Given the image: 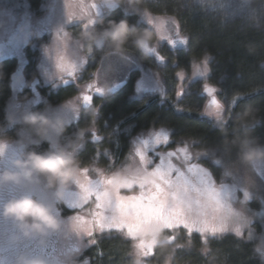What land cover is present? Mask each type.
<instances>
[{"label": "trees", "instance_id": "trees-1", "mask_svg": "<svg viewBox=\"0 0 264 264\" xmlns=\"http://www.w3.org/2000/svg\"><path fill=\"white\" fill-rule=\"evenodd\" d=\"M45 1L28 0L31 10L36 12L40 11ZM194 3V0H143L141 4L151 14L176 17L182 35L188 40L187 46L178 50L158 46L157 54L164 58L163 61L157 59V54L146 57L156 70L157 90L140 93L130 78L107 92L103 91L101 95L96 92L95 65L77 72L67 83L56 87H39V95L43 99L37 109H44L78 96L81 94L79 86L87 83L86 92L92 93V106L85 117L68 127L66 135L84 126L90 119L91 110L96 111V138L89 133L87 143L79 153L82 167L88 168L86 177L94 179V182H103L109 179L107 175L125 171L122 165L132 152L133 138L152 130L167 131L169 146L177 145L193 153L198 152L202 161L215 166L212 150L219 143L220 134L213 125L210 110L206 109L211 99L204 91L206 85L216 89L215 95L219 101H227L235 93L242 94L243 99L236 105L237 108L252 103L264 118V0H253L251 13L244 11L231 19L218 12H202ZM126 8V5L110 6L101 16L105 22L120 20L125 18ZM126 18L139 28L149 27L145 20L134 13L128 12ZM21 44V41L13 44V49L29 46V43ZM205 59L209 61L210 68L205 80H195L187 87L179 88L177 94L175 91L169 93V85L177 89L180 72L189 71L196 62ZM14 61L13 57L0 59L1 65L6 64L5 68H0V130L16 138L15 125L7 127L6 110L13 93V76L17 72ZM28 67L30 64L21 76L17 74L22 80L21 88L23 86L20 95L24 96L31 80L41 84L39 76H27ZM255 134L264 141V122L255 129ZM48 147V143H44L38 150ZM0 161L6 163L5 160ZM123 178L143 180L145 192L155 191V187L152 190V186L140 176L126 174ZM132 187H120L119 193L127 197L139 196L140 193L130 194ZM98 203L93 194L82 203H75L70 208L63 207V213L78 214L82 207L90 204L92 214L89 213V218L96 221L97 213L103 211L97 207ZM96 230L89 237V242L94 240L95 243H89L87 251L93 264H134L135 245L137 242L139 244V239L129 237L126 228L101 231L98 227ZM167 230L164 229L163 233L165 242L161 244L157 238L154 253L142 257L143 264H167V261L168 264H264L256 243L234 234L208 240L197 234L179 241L174 240L173 234L170 237L166 235Z\"/></svg>", "mask_w": 264, "mask_h": 264}, {"label": "clouds", "instance_id": "clouds-1", "mask_svg": "<svg viewBox=\"0 0 264 264\" xmlns=\"http://www.w3.org/2000/svg\"><path fill=\"white\" fill-rule=\"evenodd\" d=\"M142 2L103 0L106 5H126L125 18L105 22L99 13L89 19L75 37L77 48L86 53L100 50L122 62L133 60L136 52L141 58L152 55L157 33L151 26L139 28L126 18L131 12L151 25L152 14L141 7ZM236 97L242 94L220 100V106L211 112L220 134L212 152L214 162H220L222 174L236 178L239 185L248 189L256 187L257 174L264 179V141L255 134L264 118L252 103L238 109L233 102ZM88 106L77 99L65 101V107L76 119ZM96 117V111L91 110L89 121L66 135L74 120L51 106L7 116L9 125L20 124L21 129L17 138L0 130V160L6 161L0 165V264H76L60 247L76 234L75 221L63 214V207H71L69 194L75 192L85 176L79 153L89 133L97 131ZM44 143L49 147L37 150ZM14 145L19 148L13 150ZM230 220L240 226L248 222L243 204L232 208ZM163 231L160 227L155 233L161 244L166 240ZM134 264H143L137 253Z\"/></svg>", "mask_w": 264, "mask_h": 264}, {"label": "rangeland", "instance_id": "rangeland-1", "mask_svg": "<svg viewBox=\"0 0 264 264\" xmlns=\"http://www.w3.org/2000/svg\"><path fill=\"white\" fill-rule=\"evenodd\" d=\"M252 1L253 0H194V4L198 5V9L203 10L202 12H218L231 19L234 16L236 17L243 14L244 11H248L247 14L251 13L253 9ZM94 4L98 5L100 14L108 11L111 6L104 4L103 0H46L44 5L40 8V11L36 12L31 10L28 0H0V59L13 57L15 60L14 63H16L17 66V72L13 76V93L6 107L7 116L11 113L19 114L27 109L37 110V105L43 99V97L39 95V87L59 86L65 83L64 81L73 78L77 72L85 71L87 67L94 65L96 66L95 80L97 87L103 91L107 92L130 78L133 79L135 88L140 93L151 92L158 89V76L154 66L148 62L149 60L147 58H141L138 52L135 53V58L133 60L122 62L116 60L114 57L107 56L100 50L86 53L77 48L75 37L87 26V21L89 19H94L96 17V9L93 7ZM152 17L157 23L149 26L157 33V50H159L158 46H167L171 50H178L187 46V44L175 47L170 46L169 40L184 38L180 29V23L176 17L155 14H152ZM177 32L179 33V37L177 36ZM19 41L22 42V46L23 44L29 43L28 48L22 49L20 46L21 48H19V50H14L13 48L15 45L13 44L16 43L17 45ZM203 62L204 60L196 62L191 66L189 71L180 72L178 74L177 89L174 85H169V93L175 91V94H177L179 88L183 89L187 87L188 84L198 79L205 80L210 71L208 60L207 73L203 76H199L196 72L197 66L203 68ZM29 64L30 67H28L26 71L27 76H39L38 78L41 84L38 85L37 80H31V82L27 84L28 89L24 96L20 95L23 88V86L21 88L22 80L20 76ZM73 65L76 66L75 72L72 76H69L68 72L72 70ZM5 67L6 64H0V68ZM79 89L81 94L72 99H77L78 103L84 105L83 101L79 98L83 95H91L92 93L89 94V92H86L87 83L79 86ZM56 91L55 89V92ZM91 106L92 103L88 107L90 108ZM54 108L63 111L70 119H73L74 122L72 124L76 123L80 118L85 117L87 111L82 110L79 114V118L76 119L75 114L69 108L65 107V102L54 106ZM210 113L211 110L209 114ZM8 125L7 127L14 126ZM15 127L17 128V138L21 125L15 124ZM157 131L152 130L145 134L135 136L133 138L132 152L122 165L125 171L122 170L107 175L108 178H115L119 183L121 180H125L123 176L126 174L137 175L146 179L147 183L152 186V190H154L152 181L156 180L158 183L159 179L151 174L158 165H163L166 169L170 164L174 165V169L171 171L168 177L169 179L173 181L176 180L178 173L175 169H179L194 186L199 187L196 177L188 172V168L193 164L206 168L211 175L215 189L221 192V201L229 204L231 208L243 204L246 209L248 222L240 226L232 223L229 218V230L224 233H216L215 235L211 233L201 234L195 230L189 233L183 226H179L175 229H168L166 235L170 237L173 234L176 238L174 240L181 241L182 239L191 237V235L198 234L203 239L208 240L226 234L236 235L234 228L238 226L241 229V235L236 236L244 240L255 242L264 258V179L259 178V174H257L256 187L246 189L244 186L238 184L235 189L223 192L221 191L222 186L227 185L231 189L234 181L232 178L222 174V169L219 165L215 164V166H212L208 162L202 161L201 154L198 152L193 153L188 151V155L191 159H186L185 154L180 151V149L184 147L177 145L169 146V140H167L166 143H155L154 133ZM21 135H25V133H21ZM144 140L149 141V144L142 148L147 163H143L137 153V149L141 148V141ZM18 148L19 145L13 146V150ZM169 152H174L175 155L167 156ZM2 164L4 163L0 161V165ZM86 179L94 180L89 177H84L82 181ZM149 190H151V188H149ZM245 191L248 193L247 200L244 198ZM79 192L80 189L78 187L75 189V192L69 194V199H74ZM133 192H141L139 181L133 184L130 194ZM120 195L127 197L123 193H120ZM75 200L78 202H75ZM75 200L73 204L83 202L79 199ZM91 209L92 205L89 204L81 208V213L75 214L73 212H68L67 214H63L68 217L79 216L83 218L84 227H91L93 234L97 231L96 229H98V227L95 225V220L89 218V213L92 214ZM101 212H103L104 215L109 214L107 210ZM85 236L86 233L76 232L71 240L66 243H61V250L68 257L79 255L86 244ZM142 237L145 238L147 242L152 239L150 233ZM136 240L139 241L138 239ZM76 248L79 250L74 251L73 249ZM168 262L169 261H167V264Z\"/></svg>", "mask_w": 264, "mask_h": 264}, {"label": "snow or ice", "instance_id": "snow-or-ice-1", "mask_svg": "<svg viewBox=\"0 0 264 264\" xmlns=\"http://www.w3.org/2000/svg\"><path fill=\"white\" fill-rule=\"evenodd\" d=\"M96 9V15H99L98 5H93ZM149 23L156 24V20L152 16L149 17ZM158 26V25H157ZM179 37V33L177 32ZM164 38V37H162ZM170 46L186 45L185 38H178L177 40H169ZM153 54H157L155 48ZM157 59L163 61L164 58L157 54ZM75 65L72 70L68 72L72 76L75 72ZM207 59L203 62V68L197 66L196 72L199 76L207 73ZM67 83L68 81H64ZM91 87V86H89ZM204 91L211 96V99L206 106L211 112L220 106V101L216 98V89L211 86H205ZM96 92L103 94V90L96 88ZM79 99L83 101L84 105H90L92 96L83 95ZM243 97L234 98L233 102L238 104ZM211 114V113H210ZM94 138L95 133L93 134ZM155 143H166L168 140V132L160 130L154 133ZM149 144L148 140L141 141V148L137 149V153L143 163H147L146 157L142 148ZM185 154L186 159H191L188 155L187 148L180 149ZM175 155L174 152L167 153V156ZM214 164L219 165V161ZM174 165H168L165 169L163 165H158L151 174L158 177L159 182L153 180L152 183L155 191H144V181H139L141 192L139 196L124 197L119 193L120 187L131 188L133 184L137 183L136 179L124 180L117 182L115 178L107 179L103 182L92 180L81 181L79 185L80 192L71 200V206H75L73 201L79 199L80 201L87 200L91 195L95 194L99 201L98 208L108 211V215L103 212L97 213L96 225L101 231L105 229H127V235L133 239H139V244L135 245L137 255L146 257L151 254L153 246L157 243L155 233L160 228L175 229L183 226L189 233L195 230L201 234L224 233L229 230L228 220L232 214V208L229 204L221 201V192H218L214 187V182L208 170L199 165H190L188 172L196 177L199 187H196L179 169H175L178 173L176 180H171L168 177ZM83 171L88 173V168L84 167ZM97 171H100L97 169ZM234 184L230 189L229 186L223 185L221 191L228 192L235 189L237 182L236 178H232ZM110 186V187H109ZM244 198L247 200L248 193L244 192ZM76 225L77 233H86L87 236H92V228L84 227L83 218L77 216L73 217ZM236 235H241L240 227L234 228ZM152 233V239L146 242L141 237ZM95 243V241H91ZM78 251L79 249H73Z\"/></svg>", "mask_w": 264, "mask_h": 264}, {"label": "flooded vegetation", "instance_id": "flooded-vegetation-1", "mask_svg": "<svg viewBox=\"0 0 264 264\" xmlns=\"http://www.w3.org/2000/svg\"><path fill=\"white\" fill-rule=\"evenodd\" d=\"M103 211H105V209H103ZM85 242H86V244H85V246L83 247V249H82V251H81V253L79 254V255H76V256H70L69 258H73V259H75V262H76V264H93V261H92V257L88 254V247H89V243H91V242H89V236H87V234H86V236H85ZM145 240V239H144ZM147 242V241H146ZM154 246H153V248H152V251H151V254H153L154 252Z\"/></svg>", "mask_w": 264, "mask_h": 264}]
</instances>
